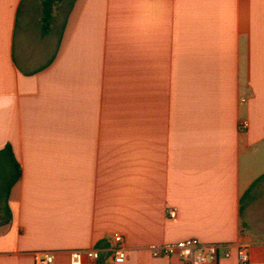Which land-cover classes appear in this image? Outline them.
<instances>
[{"label":"crops","instance_id":"obj_1","mask_svg":"<svg viewBox=\"0 0 264 264\" xmlns=\"http://www.w3.org/2000/svg\"><path fill=\"white\" fill-rule=\"evenodd\" d=\"M41 16L0 0V264H113L116 233L121 264H185L149 249L185 239L264 264V0H66L45 34Z\"/></svg>","mask_w":264,"mask_h":264},{"label":"built area","instance_id":"obj_2","mask_svg":"<svg viewBox=\"0 0 264 264\" xmlns=\"http://www.w3.org/2000/svg\"><path fill=\"white\" fill-rule=\"evenodd\" d=\"M241 127L246 129L248 127L247 122H243ZM169 215L174 218L176 211L170 210ZM107 241L109 242L111 263H124L127 259V249L122 235L113 234ZM149 249L154 257L176 256L185 264H209L217 262L221 246L216 244H201L195 239H185L176 242H166L160 245H151ZM222 256L229 258L231 250L229 248L223 249ZM237 258L239 264H250L249 246L247 244L237 246ZM35 264H55L54 252L44 251L36 253ZM69 264H102V255L97 248L74 250L70 252Z\"/></svg>","mask_w":264,"mask_h":264},{"label":"trees","instance_id":"obj_3","mask_svg":"<svg viewBox=\"0 0 264 264\" xmlns=\"http://www.w3.org/2000/svg\"><path fill=\"white\" fill-rule=\"evenodd\" d=\"M64 1L66 0H41V6H42L41 23H42L43 34L47 33L50 29L54 10ZM5 152H7L11 157L12 168L15 171V177H16L15 179H17L20 176V168L19 165L15 162V159L13 158L11 147L7 146L5 148ZM11 219H12V215L8 204H5L3 207H0V226L9 224L11 222Z\"/></svg>","mask_w":264,"mask_h":264}]
</instances>
